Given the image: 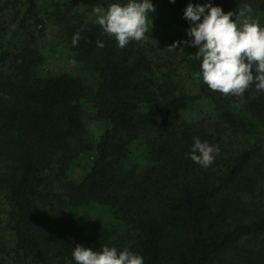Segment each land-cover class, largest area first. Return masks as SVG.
I'll return each instance as SVG.
<instances>
[{
	"label": "trees",
	"instance_id": "1",
	"mask_svg": "<svg viewBox=\"0 0 264 264\" xmlns=\"http://www.w3.org/2000/svg\"><path fill=\"white\" fill-rule=\"evenodd\" d=\"M116 2L0 0V264H75L78 244L144 264H264V92H213L196 48L168 49L188 39L187 4L207 0H152L145 39L123 49L92 12ZM212 3L264 25V0ZM47 30L76 74L45 72ZM194 137L220 148L208 168L187 156Z\"/></svg>",
	"mask_w": 264,
	"mask_h": 264
},
{
	"label": "clouds",
	"instance_id": "2",
	"mask_svg": "<svg viewBox=\"0 0 264 264\" xmlns=\"http://www.w3.org/2000/svg\"><path fill=\"white\" fill-rule=\"evenodd\" d=\"M155 10L152 0H125L123 3L117 0L106 10L94 6L92 12L95 23L123 49L130 41L145 39L149 14L152 16ZM251 12L249 5L225 12L212 0L203 4L189 2L183 10V18L189 24L188 39L174 41L168 49L196 48L194 56L200 62V71L195 78H202L213 92L242 97L252 85L257 93L264 92V25L259 18L251 16ZM80 39V32L74 33L72 45ZM97 47H104L103 42L97 41ZM219 152L218 145L194 137L187 156L202 168H208ZM72 259L75 264H144L140 253L128 247L118 249L107 245L96 251L78 244L73 248Z\"/></svg>",
	"mask_w": 264,
	"mask_h": 264
},
{
	"label": "rangeland",
	"instance_id": "3",
	"mask_svg": "<svg viewBox=\"0 0 264 264\" xmlns=\"http://www.w3.org/2000/svg\"><path fill=\"white\" fill-rule=\"evenodd\" d=\"M7 15V10L4 12H0V17ZM94 16V15H93ZM14 28V25H11L9 28V32ZM50 32V30H47ZM47 32L46 37H41L38 40L39 47L41 51L43 52L46 60L45 64V72H51L53 74L58 73H70V74H76L77 73V67L72 54L69 52V50L56 38H54L53 34L50 32ZM151 41V40H150ZM152 43V41H151ZM199 111H186L183 114V117L188 120H195L199 119L201 115L203 116L205 111L202 110V108H199ZM72 176L74 178H79L81 175H83V171L80 169H74L72 172ZM5 211V206H2V213ZM78 215L81 217L82 222L84 225L89 226L92 222L96 220L95 215L91 216V214H95V212L90 210H79ZM101 216H103L102 213H99Z\"/></svg>",
	"mask_w": 264,
	"mask_h": 264
}]
</instances>
